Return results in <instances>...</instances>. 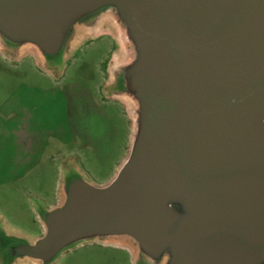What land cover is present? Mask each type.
Segmentation results:
<instances>
[{"label": "water", "instance_id": "water-1", "mask_svg": "<svg viewBox=\"0 0 264 264\" xmlns=\"http://www.w3.org/2000/svg\"><path fill=\"white\" fill-rule=\"evenodd\" d=\"M103 15L127 54L111 90L128 153L105 185L69 173L41 236L0 237V264L91 241L134 264H264V0H0V49L47 64Z\"/></svg>", "mask_w": 264, "mask_h": 264}, {"label": "rangeland", "instance_id": "rangeland-1", "mask_svg": "<svg viewBox=\"0 0 264 264\" xmlns=\"http://www.w3.org/2000/svg\"><path fill=\"white\" fill-rule=\"evenodd\" d=\"M124 48L117 25L103 15L93 29H79L66 56L47 64L29 48L0 49V237L31 242L41 236L39 214L59 202L69 173L97 186L114 177L132 129L128 102L111 90ZM51 264L134 259L124 248L91 241Z\"/></svg>", "mask_w": 264, "mask_h": 264}, {"label": "crops", "instance_id": "crops-1", "mask_svg": "<svg viewBox=\"0 0 264 264\" xmlns=\"http://www.w3.org/2000/svg\"><path fill=\"white\" fill-rule=\"evenodd\" d=\"M23 135H24V134H23ZM26 136H27V139H26V140H28V133H26ZM42 137H43V136H42ZM34 138H35V137L32 136V137L30 138V141H32ZM37 141H38V139H37Z\"/></svg>", "mask_w": 264, "mask_h": 264}, {"label": "bare ground", "instance_id": "bare-ground-1", "mask_svg": "<svg viewBox=\"0 0 264 264\" xmlns=\"http://www.w3.org/2000/svg\"><path fill=\"white\" fill-rule=\"evenodd\" d=\"M126 102H128V105H129V101L127 99H125Z\"/></svg>", "mask_w": 264, "mask_h": 264}]
</instances>
